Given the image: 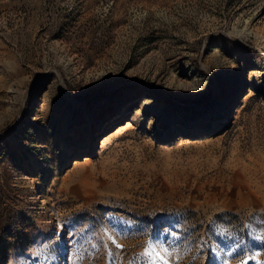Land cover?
I'll return each mask as SVG.
<instances>
[{
	"label": "rangeland",
	"instance_id": "1",
	"mask_svg": "<svg viewBox=\"0 0 264 264\" xmlns=\"http://www.w3.org/2000/svg\"><path fill=\"white\" fill-rule=\"evenodd\" d=\"M242 260L264 264V0H0V264Z\"/></svg>",
	"mask_w": 264,
	"mask_h": 264
},
{
	"label": "bare ground",
	"instance_id": "2",
	"mask_svg": "<svg viewBox=\"0 0 264 264\" xmlns=\"http://www.w3.org/2000/svg\"><path fill=\"white\" fill-rule=\"evenodd\" d=\"M126 114V113H125ZM122 119H123V117L120 119V121H119V124L116 126V127H114V129L111 131V132H109L106 136H104L102 139H103V142H102V146H105L108 142H109V140L110 139H112V138H114L116 135H117V133H119L120 132V130L122 129V128H120L117 132H115V133H113L115 130H117L118 129V127H119V125H121L120 124V122H122ZM184 121H187V120H184ZM212 122V121H211ZM213 123V122H212ZM113 124H110V126H112ZM128 126V125H127ZM181 140V139H180Z\"/></svg>",
	"mask_w": 264,
	"mask_h": 264
},
{
	"label": "snow or ice",
	"instance_id": "3",
	"mask_svg": "<svg viewBox=\"0 0 264 264\" xmlns=\"http://www.w3.org/2000/svg\"><path fill=\"white\" fill-rule=\"evenodd\" d=\"M149 247H151V245H150ZM240 264H247V262L244 261V260H242V261L240 262Z\"/></svg>",
	"mask_w": 264,
	"mask_h": 264
}]
</instances>
